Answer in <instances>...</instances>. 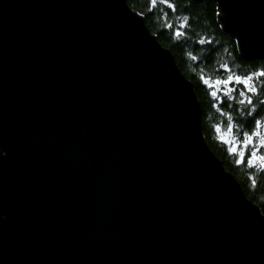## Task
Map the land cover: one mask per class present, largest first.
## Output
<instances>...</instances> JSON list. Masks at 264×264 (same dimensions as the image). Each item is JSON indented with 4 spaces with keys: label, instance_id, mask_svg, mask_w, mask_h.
Returning a JSON list of instances; mask_svg holds the SVG:
<instances>
[{
    "label": "water",
    "instance_id": "95a60500",
    "mask_svg": "<svg viewBox=\"0 0 264 264\" xmlns=\"http://www.w3.org/2000/svg\"><path fill=\"white\" fill-rule=\"evenodd\" d=\"M212 1L264 58V0ZM199 115L125 0H0V264H264Z\"/></svg>",
    "mask_w": 264,
    "mask_h": 264
},
{
    "label": "trees",
    "instance_id": "16d2710c",
    "mask_svg": "<svg viewBox=\"0 0 264 264\" xmlns=\"http://www.w3.org/2000/svg\"><path fill=\"white\" fill-rule=\"evenodd\" d=\"M125 2L142 17L144 26L169 51L179 72L190 81L199 105L202 136L208 148L220 160L222 167L232 174L244 196L256 204L264 216V171H258L259 165L249 167L247 154L244 163H237V157L218 139L217 134V128L222 134H227L229 115L233 123L240 126L241 133L251 132L255 120L264 121V106L259 104L264 89L253 98L256 111L249 116L251 106L236 102L238 91L233 93L236 100H229L221 91L217 92L218 98H214L213 87L209 86L233 73L243 77L264 70V58L245 61L239 57L234 39L225 34L216 21V4L212 0H157L155 6L151 0ZM183 17H188V20L181 28ZM177 31L183 35L177 37ZM205 80L209 83L206 84ZM230 87L239 90L243 86L230 84Z\"/></svg>",
    "mask_w": 264,
    "mask_h": 264
},
{
    "label": "snow or ice",
    "instance_id": "6c2138e0",
    "mask_svg": "<svg viewBox=\"0 0 264 264\" xmlns=\"http://www.w3.org/2000/svg\"><path fill=\"white\" fill-rule=\"evenodd\" d=\"M151 3L155 6L157 0H151ZM169 6L171 7V5ZM182 19L184 23L180 24L181 28L187 23L188 17H183ZM181 35H183L182 32H176L177 37ZM201 43H204V41L201 40ZM224 67L228 70L226 65H224ZM205 83L208 84L209 82L205 80ZM230 84L242 85L243 87L238 90L235 87H228ZM209 86L216 88V91L212 92L214 98H218L217 92L222 91L224 96L228 97L229 100H236L233 93L238 91L239 99L236 100V102L239 105L251 106L248 111V115L251 116L252 113L256 111L253 98L258 97L261 94V90L264 89V70L253 72L243 77L233 73L224 79L215 80L214 83ZM259 104L264 106V99L259 100ZM217 131H220V129L217 128ZM226 132L230 136V140L228 141L230 145L229 151L237 157L236 162L244 163L247 154V165L249 167H256L259 165L258 171H264V121L255 120L251 132L241 133L240 126L234 124L232 117L229 115ZM253 185H255V180L253 181Z\"/></svg>",
    "mask_w": 264,
    "mask_h": 264
},
{
    "label": "rangeland",
    "instance_id": "374dc122",
    "mask_svg": "<svg viewBox=\"0 0 264 264\" xmlns=\"http://www.w3.org/2000/svg\"><path fill=\"white\" fill-rule=\"evenodd\" d=\"M214 83V82H213ZM212 83V84H213ZM217 87H219V86H217ZM228 87H230V85L228 86ZM213 91H216V88H213V90H212V92ZM222 92V91H221ZM223 93V92H222ZM217 134H218V139L219 140H221V141H223L227 146H228V150H229V147H230V145H229V143H228V141L230 140V137H229V135L228 134H222L221 132H217ZM231 152V151H230Z\"/></svg>",
    "mask_w": 264,
    "mask_h": 264
}]
</instances>
